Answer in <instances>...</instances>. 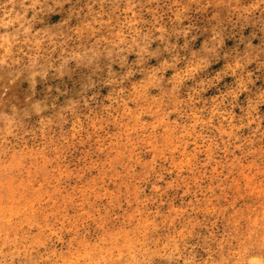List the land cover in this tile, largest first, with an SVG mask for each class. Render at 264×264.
Segmentation results:
<instances>
[{
	"label": "rangeland",
	"instance_id": "obj_1",
	"mask_svg": "<svg viewBox=\"0 0 264 264\" xmlns=\"http://www.w3.org/2000/svg\"><path fill=\"white\" fill-rule=\"evenodd\" d=\"M0 264H264V0H0Z\"/></svg>",
	"mask_w": 264,
	"mask_h": 264
}]
</instances>
